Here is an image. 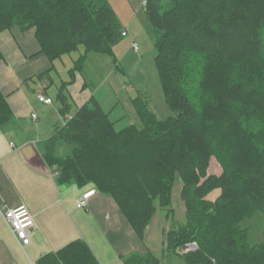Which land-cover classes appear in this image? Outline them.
I'll return each instance as SVG.
<instances>
[{
    "label": "trees",
    "instance_id": "obj_1",
    "mask_svg": "<svg viewBox=\"0 0 264 264\" xmlns=\"http://www.w3.org/2000/svg\"><path fill=\"white\" fill-rule=\"evenodd\" d=\"M146 1L143 10L172 114L159 119L139 95L133 103L143 127L118 130L92 96L56 125L40 153L58 172L60 185L90 186L112 197L141 241L157 203L172 211L179 179L186 222L164 232L165 250L195 244L182 253L184 264H264V0H169L163 10L162 0ZM14 27L34 29L38 53L50 60L51 69L54 61L85 46L69 70L72 80L57 94L63 116L70 111L67 87L87 53L113 55L126 37L110 0H0V33ZM13 120L0 87V129ZM213 157L220 174L208 173ZM215 190L220 195L211 200ZM253 230L262 234L261 241L252 240ZM123 261L161 264L150 250ZM38 264L100 262L79 238Z\"/></svg>",
    "mask_w": 264,
    "mask_h": 264
},
{
    "label": "crops",
    "instance_id": "obj_2",
    "mask_svg": "<svg viewBox=\"0 0 264 264\" xmlns=\"http://www.w3.org/2000/svg\"><path fill=\"white\" fill-rule=\"evenodd\" d=\"M143 1L110 0L128 32L126 37L130 35L132 41L137 37L133 24L143 10ZM123 12H128V16ZM0 47L4 54L0 61V87L14 112V120L0 129V264H38L44 255L79 238L89 244L100 264H124L123 256L149 251V227L141 241L116 201L101 192L96 191L89 198L87 208H78L77 201L91 187L60 185L44 161L39 146L54 134L58 123L63 124L64 118L73 113L61 114L63 105L57 106L47 91L53 82L49 78L31 92L29 83L37 85L35 76L52 67L50 60L38 53L34 29L14 27L0 33ZM75 78H79L78 74ZM40 92L52 98L53 103L35 99ZM77 99L73 102L79 108L82 100ZM69 104L71 108L72 103ZM219 195L220 190H215L209 198L215 200ZM22 204L35 215L37 223L30 245L24 248L2 214Z\"/></svg>",
    "mask_w": 264,
    "mask_h": 264
},
{
    "label": "rangeland",
    "instance_id": "obj_3",
    "mask_svg": "<svg viewBox=\"0 0 264 264\" xmlns=\"http://www.w3.org/2000/svg\"><path fill=\"white\" fill-rule=\"evenodd\" d=\"M168 2L169 0H162V10ZM123 13H126V17L128 16V12ZM136 18L133 27L137 35L135 40L139 45L138 51L132 48V38L129 35L114 46L113 55L88 52L82 71L77 73L79 78H75L66 90L69 102L72 103L70 113H75L78 109L73 99L81 98V105H83L95 96L103 108L110 112L118 130L132 124L141 128L143 123L133 103V99L140 95L148 100L149 108L159 119H166L172 114L165 100L155 61V35L152 25L144 10H140ZM85 53V46L81 45L78 50L57 59L54 70L44 72V77L35 76L37 85L29 83L32 87L31 92L34 93V89L38 90L39 83L49 78L53 82L47 91L53 96L56 105L61 107L62 103L56 99L59 89L65 81L72 80L69 70ZM35 99H38L37 93ZM208 173H221V167L215 157L210 162ZM182 185L179 179L175 183L170 214L167 209H162L157 203V210L148 226L146 244L161 264H184L182 252H167L164 245V232L186 222V208L180 196ZM251 237L253 241H261L262 234L256 236L253 230Z\"/></svg>",
    "mask_w": 264,
    "mask_h": 264
},
{
    "label": "built area",
    "instance_id": "obj_4",
    "mask_svg": "<svg viewBox=\"0 0 264 264\" xmlns=\"http://www.w3.org/2000/svg\"><path fill=\"white\" fill-rule=\"evenodd\" d=\"M147 1H143V6H146ZM127 31L123 32L124 36H127ZM132 48L135 51H138L139 45L137 41L134 39L131 44ZM38 100L44 104H52L53 100L50 97H47L43 92L38 93ZM33 118H37V114H32ZM70 117V116H69ZM13 145V143H12ZM52 174L56 176L58 174L57 171H52ZM96 192L93 188L87 192H85L77 201V207L81 209L87 208L89 198ZM4 220L8 224L11 229L14 237L17 239L19 244L24 248L30 245L33 230L37 227L35 215L31 212V210L24 204L20 205L14 209H7L3 213ZM190 249H196V245L191 244Z\"/></svg>",
    "mask_w": 264,
    "mask_h": 264
},
{
    "label": "water",
    "instance_id": "obj_5",
    "mask_svg": "<svg viewBox=\"0 0 264 264\" xmlns=\"http://www.w3.org/2000/svg\"><path fill=\"white\" fill-rule=\"evenodd\" d=\"M189 247H190V245H185V246H183L181 249H180V251H182V252H185V251H187L188 249H189Z\"/></svg>",
    "mask_w": 264,
    "mask_h": 264
}]
</instances>
